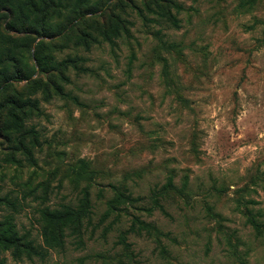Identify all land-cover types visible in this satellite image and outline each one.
Wrapping results in <instances>:
<instances>
[{
    "label": "rangeland",
    "instance_id": "rangeland-1",
    "mask_svg": "<svg viewBox=\"0 0 264 264\" xmlns=\"http://www.w3.org/2000/svg\"><path fill=\"white\" fill-rule=\"evenodd\" d=\"M144 1H74L26 49L33 82L0 78V221L43 248H0V264H264V0H174L178 27ZM117 20L128 33L104 41ZM75 55L64 82L55 62ZM12 112L35 133L10 129ZM169 177L162 211L152 193ZM82 198L79 231L46 247L42 210Z\"/></svg>",
    "mask_w": 264,
    "mask_h": 264
},
{
    "label": "trees",
    "instance_id": "trees-1",
    "mask_svg": "<svg viewBox=\"0 0 264 264\" xmlns=\"http://www.w3.org/2000/svg\"><path fill=\"white\" fill-rule=\"evenodd\" d=\"M73 3L77 5L84 2L83 0H0V78H4L6 84L23 80H27L29 83L33 82V80L29 79L31 74L34 73V69L32 72L29 70L26 61V49L29 48L31 43L37 38L43 35L51 36L55 32H60L58 24L53 21L65 14L74 12L75 5ZM143 5L149 11L167 18L173 26L178 27V19L171 10L172 7L176 6L174 0H148L144 1ZM134 8L138 10V14L141 17H145L141 7L134 6ZM97 9H99V7H93L90 13H96V11H98ZM85 13L81 12L77 17H82ZM101 30L100 34L102 35V39L109 43H112L113 40L122 33H128V28L119 20L109 25H103ZM14 33H18V35ZM42 43L43 42L38 41L36 47L41 46ZM76 44L82 45L86 49H89L90 46L89 42L83 36ZM34 56L37 59V63L41 65L38 52H35ZM82 60V57L75 55L55 62L56 66L59 67L61 80L64 82L69 80L68 76L64 74V70H67L68 67L80 71L82 69V65L80 64ZM11 66L15 68L14 72L10 74L9 71ZM1 89L0 85V90ZM42 92L48 94L50 90L43 88ZM53 94H64L63 86H54ZM5 104L11 105L16 110H20L18 111L20 113H24L23 109L25 106L38 110V100L36 98L31 99L27 97L24 99H17L9 97L5 100ZM11 115L12 123L9 127L10 129H15L19 134L28 132L35 133L33 127L26 129L23 126V122L17 113L12 112ZM168 189L177 190L171 177L168 178L166 184L162 186L159 192L153 191L152 193L154 203L162 211L165 210L163 204L159 202V197L166 196ZM122 196L126 197L127 195L120 190L116 198ZM88 205V199L82 198L77 207L65 205L60 208L43 209L41 213V235L44 245L49 248L62 246L65 230L70 229L76 232L79 231L82 219L88 216ZM12 219L11 216H7L3 221H0V248H12V255L17 259L21 258L22 253H25V257L28 258H31L34 254L41 253V249L43 248L34 244L31 239H26V235L19 234ZM132 224L142 227L147 231L151 229L157 230L155 226H152L150 223H145L139 218H135ZM253 226L256 230H259L256 222H253ZM20 242L24 244H20ZM19 245L23 246L24 252L18 248Z\"/></svg>",
    "mask_w": 264,
    "mask_h": 264
}]
</instances>
